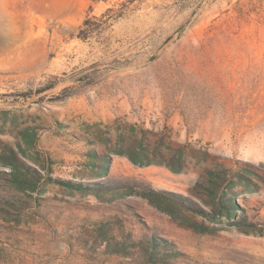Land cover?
<instances>
[{
    "label": "rangeland",
    "instance_id": "rangeland-1",
    "mask_svg": "<svg viewBox=\"0 0 264 264\" xmlns=\"http://www.w3.org/2000/svg\"><path fill=\"white\" fill-rule=\"evenodd\" d=\"M0 20V264H264V0Z\"/></svg>",
    "mask_w": 264,
    "mask_h": 264
},
{
    "label": "trees",
    "instance_id": "trees-1",
    "mask_svg": "<svg viewBox=\"0 0 264 264\" xmlns=\"http://www.w3.org/2000/svg\"><path fill=\"white\" fill-rule=\"evenodd\" d=\"M147 154H148V152L144 149V147H142V150H138L135 153H132L129 157L132 160V162L135 164H139V165L152 164L151 161H143L142 159H139V158H144V157L149 158ZM208 175H209L208 176L209 181H211V182L216 181L215 179L212 178V176L217 175L215 172L209 171ZM218 176H220V175H218ZM74 188L81 189V187L77 186V185ZM118 250H120V249H118Z\"/></svg>",
    "mask_w": 264,
    "mask_h": 264
},
{
    "label": "bare ground",
    "instance_id": "bare-ground-1",
    "mask_svg": "<svg viewBox=\"0 0 264 264\" xmlns=\"http://www.w3.org/2000/svg\"><path fill=\"white\" fill-rule=\"evenodd\" d=\"M1 21V20H0ZM4 25V24H3ZM2 27V26H1ZM3 29V28H2ZM0 33H1V31H0Z\"/></svg>",
    "mask_w": 264,
    "mask_h": 264
}]
</instances>
